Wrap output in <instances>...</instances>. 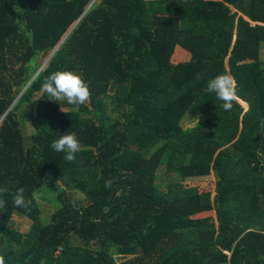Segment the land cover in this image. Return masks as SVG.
I'll return each mask as SVG.
<instances>
[{
    "label": "trees",
    "instance_id": "1",
    "mask_svg": "<svg viewBox=\"0 0 264 264\" xmlns=\"http://www.w3.org/2000/svg\"><path fill=\"white\" fill-rule=\"evenodd\" d=\"M262 43L264 0H0L6 264H264ZM57 70L83 75L86 104L42 91ZM220 73L245 109L207 92ZM68 133L83 146L71 163L51 147ZM210 173L213 194L187 185ZM20 186L30 210L12 204Z\"/></svg>",
    "mask_w": 264,
    "mask_h": 264
},
{
    "label": "clouds",
    "instance_id": "2",
    "mask_svg": "<svg viewBox=\"0 0 264 264\" xmlns=\"http://www.w3.org/2000/svg\"><path fill=\"white\" fill-rule=\"evenodd\" d=\"M197 75V79H200ZM237 82L229 73H220L207 81V92L215 93L218 100L222 101V108L231 111L234 102L238 99ZM42 91L49 99L57 102L66 101L69 105L80 106L88 102L91 90L89 83L85 81L83 75L72 70H57L50 73L42 84ZM199 123V120H198ZM54 151L64 153V159L71 163L76 160V154L82 151V144L75 133L61 135L51 144ZM111 179L105 181V187L110 188ZM7 189H0V208L7 205L4 199ZM12 204L17 209L30 210L32 201L25 196V188L18 187L11 194ZM0 264H6L4 255H0Z\"/></svg>",
    "mask_w": 264,
    "mask_h": 264
},
{
    "label": "rangeland",
    "instance_id": "3",
    "mask_svg": "<svg viewBox=\"0 0 264 264\" xmlns=\"http://www.w3.org/2000/svg\"><path fill=\"white\" fill-rule=\"evenodd\" d=\"M178 58L176 57L177 60H180L181 59V55L180 53H178ZM259 59L262 61L264 60V43H262L260 45V48H259ZM45 59H43L42 61H45ZM241 103V105L244 107V109L247 107V102L245 101L242 102L240 99H238ZM64 109H68V108H64ZM193 120H194V116H191L190 114L188 113H185V115L183 116V118L181 119V123L185 126V125H189V124H192L193 123ZM21 128H22V134H23V138H24V142L25 144H29V135L31 133V126L28 124V123H22L21 124ZM161 168H159L157 170V178H156V183L160 186V187H163L164 188V182L165 180L162 178L163 176V173L161 172ZM187 185H191V186H195L197 187V189L199 191H211L212 194L214 193V185H215V175L214 173H210L209 175H206L202 178H199L197 180H193V181H189L187 182ZM39 203H40V206L42 208V219L43 221H46L49 219V213L52 211V203L51 202H48V201H45L44 199H39ZM209 215H206V216H212L214 219H215V212L214 210H212L210 213H207ZM13 216V219L15 220H18L16 223V226L19 228V229H27L28 228V225H29V220L27 218H24V217H19V216H16V215H12Z\"/></svg>",
    "mask_w": 264,
    "mask_h": 264
},
{
    "label": "crops",
    "instance_id": "4",
    "mask_svg": "<svg viewBox=\"0 0 264 264\" xmlns=\"http://www.w3.org/2000/svg\"><path fill=\"white\" fill-rule=\"evenodd\" d=\"M179 53L180 55L186 59L188 57V53H186L185 51H182V50H179ZM240 99V98H238ZM241 100V99H240ZM212 210H209V211H202V212H199V213H196L193 215V217H203V216H206V215H209L207 213H210ZM215 212V211H214ZM215 217V216H214Z\"/></svg>",
    "mask_w": 264,
    "mask_h": 264
}]
</instances>
